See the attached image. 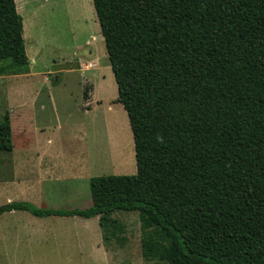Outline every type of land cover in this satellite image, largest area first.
I'll return each mask as SVG.
<instances>
[{
    "label": "trees",
    "instance_id": "obj_1",
    "mask_svg": "<svg viewBox=\"0 0 264 264\" xmlns=\"http://www.w3.org/2000/svg\"><path fill=\"white\" fill-rule=\"evenodd\" d=\"M134 137L137 172L90 178L85 208L27 201L0 215L139 213L142 254L158 264H264V0H93ZM16 0H0V76L30 60ZM89 87L84 99L89 98ZM9 112L0 152H12Z\"/></svg>",
    "mask_w": 264,
    "mask_h": 264
},
{
    "label": "rangeland",
    "instance_id": "obj_2",
    "mask_svg": "<svg viewBox=\"0 0 264 264\" xmlns=\"http://www.w3.org/2000/svg\"><path fill=\"white\" fill-rule=\"evenodd\" d=\"M18 6L24 18L30 71L0 76V119L5 112L15 116L21 110L19 101L25 96L40 95L35 118L39 123L45 121L46 134L53 136L54 174L46 182L47 196L53 206L47 208H83L91 199L90 177L137 172L133 132L129 117L127 120L118 111L125 109L117 101L118 87L94 3L93 0H26V3L18 0ZM89 50L94 51L93 58L87 59H94L97 53L99 65L86 69L83 65L87 61L82 55H88ZM103 77L106 83L98 95L105 106L88 115L84 89ZM109 102H117L114 110H107ZM40 105L47 109H40ZM30 115L35 123L34 115ZM107 129L111 137L109 144ZM90 151L93 157L89 163L86 152ZM1 153L11 155V152ZM28 190L27 182L16 187L4 186L3 190L0 187V206L9 202V196L21 200ZM111 217L121 226L117 235L124 239L104 240L97 216H47V221L42 223L43 233L32 232V245L7 244L5 252L0 248V264H158L143 257L139 213L118 210ZM24 232L20 233L24 235ZM103 243L118 247V254L107 256Z\"/></svg>",
    "mask_w": 264,
    "mask_h": 264
},
{
    "label": "crops",
    "instance_id": "obj_3",
    "mask_svg": "<svg viewBox=\"0 0 264 264\" xmlns=\"http://www.w3.org/2000/svg\"><path fill=\"white\" fill-rule=\"evenodd\" d=\"M22 2L26 3V0H20V3ZM16 4L19 11L18 0H16ZM93 52V50H89V54L86 55L87 57L82 55V58L87 61L83 65L86 69L99 65L97 53H95L94 59H87L93 58ZM105 83L106 79L103 77L100 81L92 83L89 87V98L85 99V111L88 112V115H91L100 107L105 106L103 105V100H101L102 96L98 95L100 87ZM108 87H110V85ZM39 96L40 95L25 96L19 101L21 110L17 114L15 113V116L10 115L14 148L10 156H6V154L0 152V187H2L3 190L4 186L16 187V185H20L22 182H27L29 184L27 194L24 193L21 200H13V197L9 196L8 201H27L38 207L47 208L53 206V203H51L52 201L48 199V186L46 185V182L52 179L54 174L53 168L51 167V161L53 158L51 151L53 136L51 134H46V128L48 127L47 123L45 121L39 123L35 118ZM115 106H117V102H109L107 110H114ZM39 108L47 109L45 105H40ZM118 111L122 117L125 115L128 120L126 110ZM30 113L34 115L35 123L32 122V116ZM129 122L130 121H128V124ZM90 125L94 127V123L90 124L89 122V126ZM105 135L107 136V143L109 144L111 140L109 129L106 130ZM17 143H19V145H17ZM90 153L86 152V162L89 163L91 162L90 159L93 157L91 151ZM6 172L9 174L6 175ZM56 178L60 179L61 177L57 176ZM91 202L92 198L83 208L88 207ZM45 221H47V217H37L32 213L23 210H12L3 213L0 215V248H3V252H5L4 248L7 244L23 246L32 245L33 243L30 241L33 237L32 232L35 235V232L37 233L38 231L41 235L43 233L42 223ZM12 230H14V233ZM22 230L25 231L24 235L20 233ZM10 232H12V237L9 239ZM27 232L28 234H26ZM122 237L124 239V236ZM4 240H8L9 243ZM100 247L101 246L99 245V248ZM102 247L105 254L110 258L118 254V247L114 248L111 244L106 246L104 243Z\"/></svg>",
    "mask_w": 264,
    "mask_h": 264
}]
</instances>
